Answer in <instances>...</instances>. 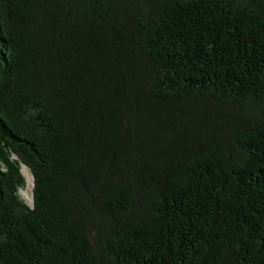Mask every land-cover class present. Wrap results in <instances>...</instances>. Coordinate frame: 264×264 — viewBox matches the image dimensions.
<instances>
[{
    "label": "trees",
    "instance_id": "trees-1",
    "mask_svg": "<svg viewBox=\"0 0 264 264\" xmlns=\"http://www.w3.org/2000/svg\"><path fill=\"white\" fill-rule=\"evenodd\" d=\"M0 264H264V0H0Z\"/></svg>",
    "mask_w": 264,
    "mask_h": 264
},
{
    "label": "rangeland",
    "instance_id": "rangeland-1",
    "mask_svg": "<svg viewBox=\"0 0 264 264\" xmlns=\"http://www.w3.org/2000/svg\"><path fill=\"white\" fill-rule=\"evenodd\" d=\"M22 169H23V168H22ZM22 172H23V171H22ZM23 174H24V173H23ZM24 177H25V185H24L23 188H21V189L19 190V194H20L21 199H23L26 203L31 204V199H32V192H31V190H32V187H31V189L29 190V195H27V194L25 193V191L28 190V182H27V179H26V176H25V175H24ZM28 196H29V198H28Z\"/></svg>",
    "mask_w": 264,
    "mask_h": 264
},
{
    "label": "bare ground",
    "instance_id": "bare-ground-1",
    "mask_svg": "<svg viewBox=\"0 0 264 264\" xmlns=\"http://www.w3.org/2000/svg\"><path fill=\"white\" fill-rule=\"evenodd\" d=\"M22 168H23L22 171H23L24 175L26 176V179H27V182H28V190H26L25 193L27 195H29V190L32 187V175H31L29 169L26 166H23ZM28 198H29V196H28Z\"/></svg>",
    "mask_w": 264,
    "mask_h": 264
},
{
    "label": "water",
    "instance_id": "water-1",
    "mask_svg": "<svg viewBox=\"0 0 264 264\" xmlns=\"http://www.w3.org/2000/svg\"><path fill=\"white\" fill-rule=\"evenodd\" d=\"M25 166L24 164L21 165V173L24 176L23 172H22V167ZM32 186H33V177H32ZM31 204H32V199H31Z\"/></svg>",
    "mask_w": 264,
    "mask_h": 264
}]
</instances>
